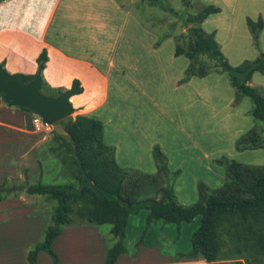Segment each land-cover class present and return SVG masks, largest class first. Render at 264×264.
Masks as SVG:
<instances>
[{"label":"rangeland","instance_id":"obj_1","mask_svg":"<svg viewBox=\"0 0 264 264\" xmlns=\"http://www.w3.org/2000/svg\"><path fill=\"white\" fill-rule=\"evenodd\" d=\"M225 1L228 4L224 7V14L218 18H222L226 22L230 16L233 18L231 10L237 0H235V4L232 2L233 0ZM157 2L159 5L161 4L173 13H176V16L172 15L169 11L160 9L158 6H151L152 8H148V10L150 9L149 15L148 13L141 15V18L149 17L148 23H142L149 31L144 29L143 31L129 30L125 32L123 30L121 36L125 37L124 39H160V43L163 45L160 57L167 59L171 52H173V49L184 41L185 35L191 27V25L189 27L185 25L183 18L196 16L203 9L204 0H157ZM205 4L207 5L208 3ZM258 9L264 11V0H256L255 4H253L252 0H241V4L237 9L235 7V20L237 19L236 21L239 24H236L235 27L233 26L232 31L222 28L221 24L218 25L219 41L223 48V54L233 67L241 65L245 61H254L259 57L261 52H264V31H261L262 35L260 34L258 44H255L251 31L247 27L245 29L240 25L243 22V18L241 17L243 12L251 15L254 10ZM144 10H147L146 7H144ZM248 14L247 16H249ZM262 16L264 18V14ZM256 17L257 20H252L258 22L261 16L258 14ZM56 25L59 27L60 23L58 22ZM213 26L208 24L204 29L206 32H210V27ZM109 33L111 34V38L118 36L116 30H109ZM53 35L54 30H51L49 34L50 39ZM132 49L135 50L134 52L139 50L135 46ZM154 53L157 52L150 53V57L147 56L149 53L143 54L146 58V67L143 66L140 71L141 73L143 72V76L135 77L127 73L131 77L129 80L131 82H129L130 85L128 84V79L126 81L124 78H111L110 105L112 108H115L113 109L115 110V114L113 115L117 117V121L125 122L126 118H128L137 122L141 118L146 125L145 133L149 137V141L155 140V148H158L164 155L163 149L167 152L173 169L181 168V171L173 179V183H177L176 191L180 202L184 203V199H186L189 203L185 204L191 205L193 204V200H196V198L192 199L193 196H197L198 199V183H202L212 190L218 189L224 184L226 169L225 166L218 163L219 160L228 159L243 164L264 166V149L239 151L236 147V143L243 133L255 126H261V123L257 122L251 115L253 108L251 100L237 93L231 85L229 76L225 73L213 71L212 65L214 64L211 63V65L209 62L208 66L212 68V71L207 78H194L190 87L189 85L179 87L177 81L180 78L182 80L185 78L186 73H183L182 70L186 68L185 64L190 63L189 60L183 56L176 60L175 63H172L171 65L173 66L167 70L163 63L161 66L158 63L157 66L154 64L153 60H158V55L153 56ZM166 67L169 68L168 65ZM180 72L182 75H180ZM42 76L46 83L44 72ZM251 85L264 95V73H256ZM127 87L132 88V90ZM42 91L48 96H57L65 92V87L53 88L43 86ZM165 95H167L166 98L163 97ZM232 100L233 102L237 100V104H234V107L231 104ZM189 121L195 124H191V127H189L193 134L191 143L189 140L182 138L180 133V129L186 130L188 128L186 124ZM123 127L128 128L129 126ZM44 131L38 135L43 136L45 134L49 136L55 133L65 135L62 124H56ZM55 143L54 138L46 150L41 148L37 152V157L31 156L36 163L35 168L29 164L30 161L27 159H22L23 162L15 165L8 163V161L14 159L13 157L7 160V157L1 156L0 183L4 179L10 182L14 181L15 184H24L26 181L31 184H64L67 182L68 180H65V170L62 168L56 154L51 151ZM155 148L153 154L155 153ZM0 153H2L1 149ZM203 154H207L208 158L204 159ZM211 167L212 171L210 170ZM23 195L26 199L25 203L31 207L34 206L36 212L47 209L50 213L46 223L44 222L46 214L41 215L43 221L39 225L40 227L43 226V229L39 240L32 245V250L37 244L43 242L45 231L52 224L55 202L48 201L44 196H31L27 193H23ZM134 220L135 222L131 223L134 225L133 228L139 229L141 227V218H134ZM158 223L166 225L165 232L160 236L157 229L149 231L151 225L144 230L141 227L143 231L137 243L134 241V232L131 231L130 234H127L128 251L123 255L124 257L121 256L122 258L119 260L120 264L132 262L168 264L182 260H192L185 255L191 252V237L189 235L192 232V236L193 232H195L193 231V227L188 231L183 230L180 237V226H177L176 230H170L168 228L169 224L162 221ZM102 227L109 228L110 226L103 225ZM74 229L69 234L62 233L61 237L54 243L53 250L58 255L60 264H103L104 257H100L103 249L98 247L96 241L93 242L92 239H89L85 235V230L75 232ZM129 230V228L126 229V231ZM171 231H176V234L173 235ZM115 242V238L110 233L107 234L104 241V249L108 251ZM13 246L15 245L13 244ZM151 247L159 248L155 253L162 261L153 259V255H150V257L146 255L145 248ZM8 249L9 247L6 248V250ZM252 251L255 259V251ZM252 251L243 256L239 255L237 259H230L229 262L239 260L245 264H264V254H262V257H259V260H254L251 256ZM86 257L94 259L87 260ZM21 263L20 247H15L12 251L6 253V255L0 253V264ZM39 264L54 263L47 253H43Z\"/></svg>","mask_w":264,"mask_h":264},{"label":"crops","instance_id":"obj_2","mask_svg":"<svg viewBox=\"0 0 264 264\" xmlns=\"http://www.w3.org/2000/svg\"><path fill=\"white\" fill-rule=\"evenodd\" d=\"M252 1L255 4L256 0ZM232 2L235 4V0ZM205 3L208 4L206 5ZM226 4L228 2L225 0H204L203 5V8L205 6H215L220 9L219 13L209 16L202 25L203 29L208 24L210 26L214 25L210 27L211 30L207 33H215L219 45L218 25L221 24L222 28L232 31L233 26L235 27L236 24H239L236 21L237 19L235 20V7L237 9L241 4V0H237L236 4L232 7L231 15H233V18L230 16L225 22L222 18L218 17L224 14L223 11ZM151 6H158L162 9L160 5L155 4L151 0H5L0 5V63L5 62V68L12 75H36L38 71L37 59L41 52L46 49L49 60L43 72L48 86L53 88L63 86L65 87V91H69L73 87L74 81L77 80L83 89L81 94L71 96L70 98L71 105L75 109L73 118L78 115H86L101 121L103 124V142L114 149L117 163L123 169L145 174L157 173L153 154L156 141L153 139L151 142L149 141V137L145 133L146 125L141 118L137 122L128 118H126L125 122L117 121V117L113 115L115 114V110H113L115 108L111 107L110 99L112 77L117 79L124 78L126 81L128 79L129 84L131 77L127 73L135 77L143 76V72L141 73L140 71L143 66L146 67L144 53H149L147 55L149 56L150 53L157 52L153 54V56L158 55V60H153L154 64L157 66L158 63L161 66L163 63L167 70L173 66L171 65L172 63L183 57L176 56V48L173 49V52H171L167 59L160 57L163 50L160 39H124L125 37L121 36L123 30L125 32L129 30H147L142 23H148L149 17L141 18V15L147 13L149 15L150 9L148 10V8ZM144 7L147 10H144ZM262 11V9L254 10L251 14L254 16L248 13L249 16H247L246 12H243L241 16L243 22L240 25L245 29L246 27L248 28L247 20H257L256 15L258 16V14L264 22L262 16L264 11ZM58 22L60 23V28L56 25ZM51 30H54V35L50 39L49 34ZM109 30H116L118 33L117 38L115 36L111 38ZM262 31H264V27ZM110 46L112 47L107 49ZM133 46L138 47L139 50L134 52ZM220 47L223 53V48L221 45ZM167 65L169 68L166 67ZM189 66L190 63L185 64L186 68H183L182 72L186 73L185 71L188 70ZM180 75H182L181 72ZM194 78L198 77L191 78L186 84H182V78H180L177 81V85L179 87L189 85L190 87ZM139 82L141 83L140 79ZM127 88L132 90L130 87ZM142 95L144 96V94ZM163 97L166 98L167 95ZM231 104L234 107L236 101L233 102L232 100ZM33 119L34 115L18 107L9 105L0 94V149L2 150L0 157H7V160L13 157L14 159L8 161V163L16 165L23 162L22 159H27L30 161L29 164L35 168L36 163L33 161V157L38 156L37 152L39 149L46 150L50 143L53 142L54 135H38L40 132L45 131H37ZM191 124L193 123L189 121L186 124V127H188L186 130L180 129L181 137L189 140L190 143L193 140V134L191 133V128H189ZM123 126L129 127L124 128ZM247 132L243 133V135ZM163 152L168 159L171 173L181 171V168L173 169L171 167L170 157L164 149ZM202 156L204 159L208 158L207 154H203ZM210 170L212 171V167ZM4 181L6 179L0 184ZM176 184L173 183V188L179 203L183 206H189L190 204H185L189 203L186 199H184V203L180 202L176 191ZM195 198L196 200H193V204L198 201L197 196H193L192 199ZM25 200V196L22 193L18 197L0 201V253L6 255V253L12 251L15 247H20L21 264H29L28 254L31 251L32 245L39 240L43 229V226L41 228L39 225L43 221L41 215L46 214L45 223L48 221L50 215L47 209L36 212L34 210L36 208L26 204ZM139 217L143 221L140 222L143 230L149 227L146 224L147 211L143 210L137 215H132L129 218L127 226L130 230L126 231L124 241L126 249L128 248L127 234H130L131 231L135 234L134 241L136 243L140 239L143 231L142 228L134 229V225L131 224L135 222L136 219L134 220V218ZM36 222L38 223L36 224ZM200 223V218H197L190 224H169L168 228L176 230L177 226H180L181 237L183 230L188 231L193 227V231H196L200 227ZM165 226L157 222L150 226L149 231L157 229L160 236L165 232ZM73 228H75V232L85 230V235L89 239H92L93 242L96 241L98 247L103 249L100 257H104L103 264H106L105 257L107 250L104 249V241L107 234H111V226L109 228L90 224L72 227L66 226L62 228V233L69 234L73 232ZM171 232L173 235L176 234V231ZM191 234L189 237L192 239ZM80 236L82 237V235ZM7 247H9L8 250H6ZM231 247L232 245L229 243L225 244L222 246L221 252L227 253ZM157 250H159L157 247L145 248L148 257L153 255V259L162 261L161 258L156 256L155 252ZM42 254L40 253L39 255L38 264ZM86 259L93 260L94 258L86 257ZM119 260L116 264H120ZM220 262H229V260H221ZM57 264H60L59 260ZM124 264L142 263L132 262ZM168 264L207 263L199 256L194 260H182Z\"/></svg>","mask_w":264,"mask_h":264},{"label":"trees","instance_id":"obj_3","mask_svg":"<svg viewBox=\"0 0 264 264\" xmlns=\"http://www.w3.org/2000/svg\"><path fill=\"white\" fill-rule=\"evenodd\" d=\"M151 1L159 5L157 0ZM160 7L176 16L170 9ZM219 12L220 9L215 6H205L196 16L183 18L185 25L191 27L184 41L176 47L175 54L177 57H187L190 66L181 83H187L193 77L209 76L212 71L209 62L214 64H211L213 71L227 74L237 93L251 100V115L261 123V126H255L242 135L236 147L239 151L264 149V95L251 85L256 73H264V52L254 61L231 66L222 53L215 33L209 34L202 27L209 16ZM247 25L255 44H258L264 27L262 18L258 22L248 19ZM48 60V52L44 49L38 58V67L44 71ZM3 63V71L10 74ZM13 76L24 78L26 82L35 77L24 74ZM41 84L42 87H49L43 76ZM69 91L74 96L81 94L83 89L76 80ZM58 124L64 126L66 136L55 133L56 143L51 151L60 161L65 170V180L68 181L64 184H31L28 181L15 184L6 180L0 184V201L27 193L55 202L52 224L45 231L43 242L29 252V264H38L40 253H47L57 264L59 258L53 244L61 236L62 228L83 224L111 226V235L116 242L107 251L106 264H116L127 253L124 241L129 218L143 210L147 211L149 226L159 221L175 225L190 224L201 218L200 227L192 235L191 252L185 255L190 259L201 256L207 264H245L239 260L220 261L237 259L239 255L252 250L255 251L256 260L263 256L264 166L219 160L218 163L226 169L224 184L212 190L200 183L198 201L191 206H183L173 188L177 173L170 172L168 159L158 148L154 153L156 174L130 171L117 163L114 149L103 142L101 121L78 115ZM228 243L232 245L230 251L222 253V246ZM251 256L254 259L253 251Z\"/></svg>","mask_w":264,"mask_h":264},{"label":"water","instance_id":"obj_4","mask_svg":"<svg viewBox=\"0 0 264 264\" xmlns=\"http://www.w3.org/2000/svg\"><path fill=\"white\" fill-rule=\"evenodd\" d=\"M4 0H0V4ZM0 63V94L13 106L28 110L32 115L41 118L44 125L53 127L75 114L70 98L72 91L62 92L57 96H48L42 91V67L38 68L35 77L26 82L3 71Z\"/></svg>","mask_w":264,"mask_h":264},{"label":"built area","instance_id":"obj_5","mask_svg":"<svg viewBox=\"0 0 264 264\" xmlns=\"http://www.w3.org/2000/svg\"><path fill=\"white\" fill-rule=\"evenodd\" d=\"M33 123L37 131H44L50 128L49 126L44 125L41 118L38 116H34Z\"/></svg>","mask_w":264,"mask_h":264}]
</instances>
